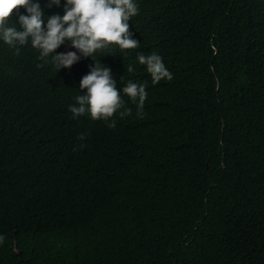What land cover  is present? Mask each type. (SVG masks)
<instances>
[{
  "label": "trees",
  "instance_id": "obj_1",
  "mask_svg": "<svg viewBox=\"0 0 264 264\" xmlns=\"http://www.w3.org/2000/svg\"><path fill=\"white\" fill-rule=\"evenodd\" d=\"M33 2L45 27L64 14ZM134 3L139 47L66 40L70 68L0 40V264H264V0ZM139 53L173 79L153 85ZM95 62L131 109L114 128L69 111ZM128 81L147 84L142 116Z\"/></svg>",
  "mask_w": 264,
  "mask_h": 264
},
{
  "label": "clouds",
  "instance_id": "obj_2",
  "mask_svg": "<svg viewBox=\"0 0 264 264\" xmlns=\"http://www.w3.org/2000/svg\"><path fill=\"white\" fill-rule=\"evenodd\" d=\"M60 3L61 0H49L47 7L59 6ZM21 8L26 10V15L19 14ZM137 14L138 6L134 0H66L63 16L55 14L47 17L45 27L44 9L39 2L0 0V40L15 48L17 54V46L26 45L30 40L32 47L40 51L41 59L52 56L56 70L70 68L80 56L72 51L56 54L66 40L71 41V46L84 57L93 56L98 50L111 45H117L121 50L139 47V41L132 38L129 25L130 18ZM14 15H18L19 29L15 25L8 26V21ZM137 59L141 65L147 66L153 85L163 79H173L160 55L152 53L145 56L139 53ZM133 70L129 65L127 71L131 73ZM79 87L84 94L78 95L76 104L69 106L74 119L88 114L93 120H111L107 126L114 128L116 122L112 118L117 113L121 118L131 115V109L125 107L121 89H118L110 68L101 67L100 63L95 62L89 73L80 80ZM146 88V83L128 81L122 89L123 94L137 104L138 116L143 114ZM78 139L85 140L86 137L81 134ZM3 240L4 237L0 236V243Z\"/></svg>",
  "mask_w": 264,
  "mask_h": 264
}]
</instances>
